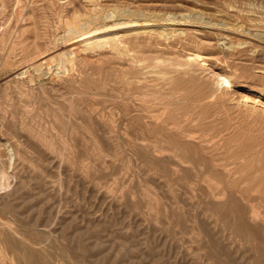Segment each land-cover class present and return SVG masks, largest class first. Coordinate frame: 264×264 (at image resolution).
<instances>
[{"label":"rangeland","instance_id":"1","mask_svg":"<svg viewBox=\"0 0 264 264\" xmlns=\"http://www.w3.org/2000/svg\"><path fill=\"white\" fill-rule=\"evenodd\" d=\"M102 10L210 23L126 30L123 56L57 43ZM243 96L264 106V0H0V264H264V107Z\"/></svg>","mask_w":264,"mask_h":264},{"label":"bare ground","instance_id":"2","mask_svg":"<svg viewBox=\"0 0 264 264\" xmlns=\"http://www.w3.org/2000/svg\"><path fill=\"white\" fill-rule=\"evenodd\" d=\"M168 15H170V14H168ZM177 17L178 16L175 17V15H174V17H172V18H170V17L169 18H164V17H159V16H155L154 15L152 18H149L146 14H144L142 12L140 13V12H131V11H119V10H114V11L110 12V11H103L102 10L100 12V14L98 16H96L95 18H91V19H89V18L85 19L84 18L85 20L78 21L76 23L72 22V24L68 27V31H67L66 35L63 34L64 36H62V37H58L57 36L58 37L57 38V43H59V42H63V43L69 42V44H70V42L72 41L71 43H73V45H74V43L75 44L79 43V44L84 45L86 51H88V50H96L97 51V49H102V48L105 51L104 47L109 46V49L111 48L113 51H116L117 55L123 56V55H126L128 52H130V49L127 46H125L126 44L124 45V43H123V39H122L123 36L120 35L122 32H127L129 30V32H136L137 34H139L140 33L139 31H142L141 29L146 31V29L152 28V27H150V26H152L150 22L153 21V20L154 21H158L159 20V21H162V22L163 21H165V22L172 21L173 24L176 25L175 21H178L177 19L181 18V17L180 18H177ZM76 20H78V19H76ZM184 21L185 22L189 21L191 23L193 22L194 24L197 23V24H204V25L210 23L209 22L210 20L207 22L204 19V17L199 15V14L198 15H186V16L184 15L179 20V22H184ZM152 24H153V22H152ZM181 25L183 26V24H181ZM222 25L225 26L226 24L223 23ZM220 26L221 25H219V27ZM225 27H227V26H225ZM237 30H239V29H237ZM154 32H155V35H156L157 32L155 31V29H154ZM157 35L160 36V37H164L165 39H167V42H165V43H169L168 39L174 38L175 36L178 37V38H181L182 35L183 36L186 35V32H185V30H182V29L180 31L175 29V30H172L171 32H167V30L164 29V31H162V32H160V30H159ZM75 39H76V41H74ZM63 45H66V44H63ZM73 54L74 53L72 51L70 53L60 54L57 57L58 58V60H57L58 63L56 62L57 63L56 64V69L54 67V69L57 71L56 75H59V77H60L61 74H64V75L65 74H69L68 72H70V71H69V67L68 66H69V64L71 66V63L73 62L72 61V57L70 55H73ZM114 54H115V52H114ZM205 60H206V58L200 53V51H196V52L190 54L187 57L184 65H191L192 63L205 62ZM54 61H56V59ZM46 64H48L47 61H43L41 63H34L31 68H33V71L36 72V74L38 73L40 76H43L44 75V67H45ZM54 64H55V62H54ZM31 68H29L25 72H23L24 71L23 70L22 71L23 73L20 74V76H17V77L21 78V76H23V77L26 76L27 74L30 73ZM52 68L53 67H50L48 69L51 71ZM158 80H161V81L165 82V81H168L170 79L167 80L165 77L161 76V77H159ZM30 81L33 82V79H31ZM221 82H222V84L228 83V79L222 78ZM130 84H131V82L130 83L127 82V85H130ZM222 84L220 86H222ZM120 86H118V87H120ZM225 86H229V85L225 84ZM154 97L160 99L159 97L156 96V94H154ZM243 97L244 98L242 99L243 100L242 102L246 106V108L248 107L249 109H251L253 111H256V110H259L260 108L262 109L264 107L263 103L261 102V100H253V99H251L249 97H246V96H243ZM156 118H158V117H156ZM158 123H160V122H158ZM10 157L13 158L12 151H10Z\"/></svg>","mask_w":264,"mask_h":264}]
</instances>
